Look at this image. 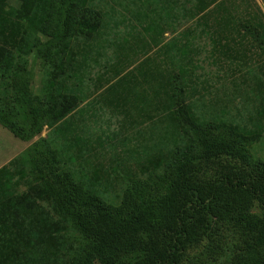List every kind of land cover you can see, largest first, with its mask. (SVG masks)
Returning <instances> with one entry per match:
<instances>
[{"label": "trees", "instance_id": "trees-1", "mask_svg": "<svg viewBox=\"0 0 264 264\" xmlns=\"http://www.w3.org/2000/svg\"><path fill=\"white\" fill-rule=\"evenodd\" d=\"M7 1L0 0V125L24 142L38 139L28 150L34 187L9 201L16 205L9 206L16 223L2 226L0 264L12 257L6 243L40 217L70 222L79 246L69 264H187L191 250L206 240L222 264H264V163L250 154L253 137L193 121L185 74L176 73L168 106L190 141L174 150L161 172L125 179L121 203L107 204L75 179L66 159L41 137L82 102L79 85L73 90L66 79L85 78L90 64L87 57L76 58L80 53L71 43L97 32L100 14L89 0H16L17 7ZM241 26L264 52L261 32ZM33 52L44 73L38 93L28 69Z\"/></svg>", "mask_w": 264, "mask_h": 264}, {"label": "rangeland", "instance_id": "rangeland-1", "mask_svg": "<svg viewBox=\"0 0 264 264\" xmlns=\"http://www.w3.org/2000/svg\"><path fill=\"white\" fill-rule=\"evenodd\" d=\"M196 1L204 0H89L88 6L100 14L101 25L91 37L73 40L71 47L80 53L76 55L80 62L82 57L88 58L90 71L86 74L88 78H67L68 86L74 90L79 85V97L88 98L98 85L103 84L102 76L107 78L118 74L127 63L141 58L152 46L158 45L162 30L181 24L184 20L180 17L181 12H176L177 17H174L175 11L166 13L165 4L177 7L182 4L184 8ZM227 1L220 0L214 8L215 15L211 18L215 26L213 43L206 41L201 50L199 74L184 73L182 78L186 107L189 117L197 124L220 123L252 136L250 154L253 160L264 163V52L241 26L257 29L264 37V16L253 0H237L239 3L230 8L237 17H222L223 3ZM7 3L10 7L19 5L16 0ZM261 5L264 11V5ZM245 12L249 18H244ZM230 25L241 26L243 31L230 33L227 30ZM210 53L213 58L209 57ZM28 61V69L33 72L31 89L38 93L43 68L35 52ZM173 76L168 83L170 95ZM93 118L97 120L89 137L93 136L96 144L86 148L75 138L60 137V132L59 137L48 142L58 156L66 159L77 181L83 182L87 190L113 206L121 203L125 179H144L151 172H161L174 150L190 141L177 125L171 105L167 111V138L158 145L159 148L157 143L148 140L142 147L132 144L116 146L111 140L117 132V119L109 112ZM85 138H88L86 134ZM103 140L106 142L102 145ZM253 211L258 213L260 210L256 207ZM39 219L35 226L22 225L21 236L6 243L12 257L9 263L2 260V264H69L79 246L70 222L64 218H59L58 222ZM187 264H222V259L212 258L206 240L191 250Z\"/></svg>", "mask_w": 264, "mask_h": 264}, {"label": "crops", "instance_id": "crops-1", "mask_svg": "<svg viewBox=\"0 0 264 264\" xmlns=\"http://www.w3.org/2000/svg\"><path fill=\"white\" fill-rule=\"evenodd\" d=\"M253 2L264 16L261 5V3L264 5V0H253ZM217 3L208 0L196 1L184 8L182 4L179 7L165 4L166 13L175 11L173 16L177 17L176 12H181L182 19L192 17L193 11L198 8L205 7V10L195 15L193 20L188 22L183 20L172 29L162 30L159 44L152 46L141 58L127 63L120 73L107 78L102 76L103 84L96 85L97 90H94L88 98L82 99L78 108L64 121L53 128L44 129L41 137L50 142L52 138L59 137L60 132V137L75 138L79 144L86 148L90 147L93 143L96 144L94 137H89L93 133L91 127L97 120L93 117L109 112L112 118L117 119V132H114L111 140L114 145L132 144L142 147L146 146L147 140L153 144L157 143V147L162 145L167 138L170 96L168 83L175 73L191 74L192 72L195 76L199 74L201 50L205 47L206 41L213 43L211 38L215 34V26L211 18L215 15L214 8ZM236 3L239 1L229 0L223 3L224 11L221 16L228 19L236 18L234 10L230 9L234 8L233 4ZM246 9L249 7L247 6ZM244 18H249L247 12ZM227 30L235 34L243 31L238 25H230ZM210 49L212 50V46ZM209 57L213 58L211 53ZM98 79L97 77L96 80ZM85 134L88 138H85ZM37 139L24 142L0 125V243H2V226L16 223L15 214L11 213L16 205L10 204L9 201L20 198L34 187L29 177L28 150ZM98 141L97 144H100ZM105 142L103 140L102 145Z\"/></svg>", "mask_w": 264, "mask_h": 264}]
</instances>
